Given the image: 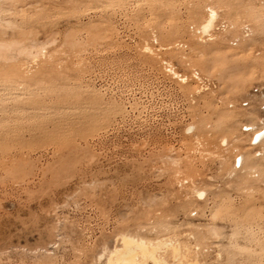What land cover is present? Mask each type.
<instances>
[{
    "label": "rangeland",
    "instance_id": "374dc122",
    "mask_svg": "<svg viewBox=\"0 0 264 264\" xmlns=\"http://www.w3.org/2000/svg\"><path fill=\"white\" fill-rule=\"evenodd\" d=\"M2 2L0 264H264V0Z\"/></svg>",
    "mask_w": 264,
    "mask_h": 264
},
{
    "label": "bare ground",
    "instance_id": "6f19581e",
    "mask_svg": "<svg viewBox=\"0 0 264 264\" xmlns=\"http://www.w3.org/2000/svg\"><path fill=\"white\" fill-rule=\"evenodd\" d=\"M2 1L0 0V58L3 57L2 52L7 51L11 47V44L5 43L2 39L5 27L10 25V22L5 18V13L10 8H6ZM217 19V11L214 8H209L206 18L200 25V34L207 35L212 31ZM17 49L20 52H25L33 56L36 55V53L32 52V49L26 47H17ZM40 51L42 52V48ZM262 134H264V130L256 134L255 140ZM202 195V192H197L198 197ZM117 240L119 245L107 252L104 264H147L148 262L153 264H167L160 254L161 250H169L172 258L177 260L178 263L186 262V264H196L193 261L189 262L188 258L182 254L180 246L169 238L148 240L143 237L122 233L118 235Z\"/></svg>",
    "mask_w": 264,
    "mask_h": 264
}]
</instances>
